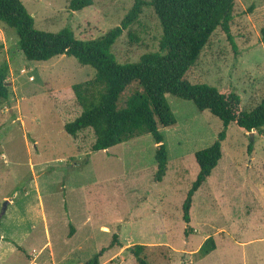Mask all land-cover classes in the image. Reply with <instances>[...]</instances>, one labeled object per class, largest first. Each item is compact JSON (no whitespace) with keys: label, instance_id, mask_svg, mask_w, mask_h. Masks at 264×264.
Returning <instances> with one entry per match:
<instances>
[{"label":"rangeland","instance_id":"1","mask_svg":"<svg viewBox=\"0 0 264 264\" xmlns=\"http://www.w3.org/2000/svg\"><path fill=\"white\" fill-rule=\"evenodd\" d=\"M20 1L37 30L67 28L82 41L119 26L132 7V0H93L72 12L71 0ZM230 27L234 46L217 29L189 80L233 89L248 111L264 99V0H236ZM131 33L137 43L125 31L112 47L119 64L158 50L161 27L152 8L143 9ZM17 45L16 33L0 23V68L8 65V98L0 99V264H85L101 250L99 264H136L127 251L134 245L148 248L149 264H264V135L229 126L221 160L193 197L194 233L185 236L182 205L198 173L194 154L214 143L222 122L166 95L176 124L160 129L168 165L155 183L150 135L92 152L91 130L76 137L64 131L81 114L71 87L94 70L66 56L29 62ZM221 228L228 238L198 258L202 239ZM237 238L255 241L242 252Z\"/></svg>","mask_w":264,"mask_h":264},{"label":"trees","instance_id":"2","mask_svg":"<svg viewBox=\"0 0 264 264\" xmlns=\"http://www.w3.org/2000/svg\"><path fill=\"white\" fill-rule=\"evenodd\" d=\"M236 0H132V7L121 24L100 38L77 40L71 29L57 33L39 31L34 19L20 0H0V23L18 37V50L29 62H47L59 56L74 58L81 66L92 68V79L71 87L81 114L64 126L71 137L84 130L94 136L92 152L107 151L132 139L150 135L155 145V183L166 175L168 154L161 128L176 124L166 95L190 101L199 111H208L222 122V130L214 143L194 154L198 173L182 205L185 236L193 233L190 209L194 194L210 177L222 158L221 143L230 125L242 131L264 135V99L251 110L242 108L241 97L233 90L219 91L215 87L192 83L189 77L213 33L220 29L234 46L231 23ZM93 5V0H71L69 9L81 11ZM144 8H152L161 27L158 50L143 54L135 63L119 64L112 47L125 31L131 33ZM8 65L0 68V99L7 100ZM251 140L247 152L253 151ZM111 245L116 240L114 235ZM208 238L198 251L203 259L215 248ZM136 264H149L148 248L134 245L127 248ZM101 250L85 264H99Z\"/></svg>","mask_w":264,"mask_h":264},{"label":"crops","instance_id":"3","mask_svg":"<svg viewBox=\"0 0 264 264\" xmlns=\"http://www.w3.org/2000/svg\"><path fill=\"white\" fill-rule=\"evenodd\" d=\"M253 152V151H252ZM252 161H253V158H252ZM196 194V193H195ZM194 194V195H195ZM194 197V196H193ZM192 202H193V200H192ZM10 204V203H9ZM8 204V205H9ZM191 208H192V206H191ZM7 210V209H6ZM190 217H191V209H190ZM191 224V223H190ZM192 228V227H191ZM193 229V228H192ZM242 232V231H241ZM193 233H194V230H193ZM208 238H212L213 240H214V243H215V249L210 253V254H212V253H214V252H216L217 250H218V247H219V244H220V242H222V240H224L225 238H228V232H226V231H224V229H219V230H215L214 231V235H212L211 237H209V235H206L203 239H202V243H201V245L199 246V249L201 248V246L204 244V242L208 239ZM253 241H255V240H242V239H234V242H236V247L238 248V249H240L242 252H245V250H244V248H248L249 246H251V244L250 243H252ZM199 249H198V251H199ZM197 254H198V252H197ZM209 254V255H210ZM209 255H207V256H209ZM198 256V255H197ZM206 256V257H207ZM205 257V258H206Z\"/></svg>","mask_w":264,"mask_h":264},{"label":"water","instance_id":"4","mask_svg":"<svg viewBox=\"0 0 264 264\" xmlns=\"http://www.w3.org/2000/svg\"><path fill=\"white\" fill-rule=\"evenodd\" d=\"M253 136H254V130L250 132V137L252 138ZM8 204H9V202H5L4 203L3 210H2V215L5 214Z\"/></svg>","mask_w":264,"mask_h":264}]
</instances>
